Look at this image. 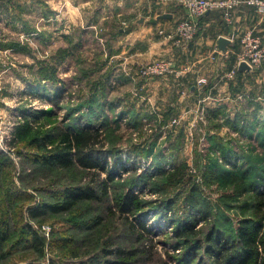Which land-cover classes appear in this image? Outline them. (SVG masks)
I'll use <instances>...</instances> for the list:
<instances>
[{"label": "rangeland", "instance_id": "rangeland-1", "mask_svg": "<svg viewBox=\"0 0 264 264\" xmlns=\"http://www.w3.org/2000/svg\"><path fill=\"white\" fill-rule=\"evenodd\" d=\"M141 1L0 0V190L4 195L15 186L22 197L10 212L15 235L6 243L8 256L0 264H94L98 261H91L92 256L124 248L130 255L122 257L123 264H164L166 251L172 252L176 243L170 221L187 220L192 198L211 213L210 222L197 226L203 233L215 219H229L231 225L222 223V228L237 226L242 216L237 208L245 198H236L235 181L249 182L256 171L264 173V100L248 114L220 110V99L205 100L204 92L195 98L174 89L175 81L166 76L176 74L142 77L138 65L173 59L168 54L175 45L156 28L150 29L152 40L131 37V43L128 29L145 14L133 5L149 3ZM185 1L176 2L185 9ZM185 12L182 20L188 17ZM133 28L140 31L137 25ZM159 35L167 43L158 42ZM133 74V81H127ZM81 105L84 110H76ZM90 107L101 119L90 115ZM41 110L50 111L41 122L43 131L54 136L80 124H104L105 150L122 156V171L128 170L109 182L102 200H81L69 212L33 219L27 216L30 207L60 203L66 187L94 184L102 194L108 179L96 170L33 161L43 151L16 142V126ZM228 150L237 158V168L221 155ZM108 163L113 170L112 157ZM181 164L189 166L191 185L168 184L166 176ZM129 189L140 198L141 211L128 217L111 214L116 197ZM169 201L171 210L165 208ZM97 216H102L100 225ZM141 221L153 232L143 230ZM23 222L45 236L43 248L35 246Z\"/></svg>", "mask_w": 264, "mask_h": 264}, {"label": "trees", "instance_id": "trees-1", "mask_svg": "<svg viewBox=\"0 0 264 264\" xmlns=\"http://www.w3.org/2000/svg\"><path fill=\"white\" fill-rule=\"evenodd\" d=\"M76 110L83 111L84 106L81 105ZM49 115L50 111L41 110L35 112L33 116H26L22 123L16 126V142H26L43 151V154L35 157L33 161L65 169L79 166L86 170H96L107 173L108 179L107 183H103L104 192L102 194L97 191L94 184L66 187L60 203L41 202L36 207H30L27 216L33 219L48 215L50 212H69L81 200H102L103 195L108 194L109 182H113L121 176L120 173L123 174L128 170L122 171L124 169L122 156L116 155L112 150H105L102 129L104 124H80L73 129L72 125V130L54 136L49 131H43L45 122L42 123L41 120ZM90 115L93 118L101 119L93 107H90ZM238 124L236 122V125ZM215 145L217 144L215 143ZM261 145L264 146V138H261ZM214 147L221 150L218 145ZM229 153L230 150L221 152V155L224 156L228 165L237 168L238 162L235 161L237 158H233ZM110 157L114 159L113 170L112 165L108 163ZM188 170V165H178L172 173L166 176L167 183L175 186L191 185L192 175ZM231 171L229 174L232 173ZM233 188L237 199L245 198V201L237 208L242 213V216L238 217L237 226L233 230L230 229L232 226L222 228V223L231 225L229 219H215L210 223L209 230L203 233L204 231L197 226L201 222H210L211 213L207 208L197 203L195 198H192L188 206L190 216H187V220L180 222L177 219H172L170 221V228L173 230L176 243L172 244V252L166 251L167 258L164 264H264V173L256 171L254 178L249 182L237 180ZM195 191H197L196 188L192 193L194 194ZM1 193L0 190V199L4 198L5 200L0 201V259L3 260L8 256L5 245L15 235H12L13 226H16L15 217L10 212L16 211V207L22 202V197L16 194L15 186H10L4 195ZM27 198L29 199V197ZM172 207L173 202L166 203V209L171 210ZM142 208L143 204L138 195L129 189L116 197L109 211L113 215L119 214L122 217H128L130 214L136 216ZM20 210L22 212L21 208ZM194 215L196 216L193 217ZM97 217L96 224L100 225L103 221L102 216ZM139 223L143 230L153 232L146 227V222ZM132 227L135 228L133 223ZM23 228L30 234L36 247L43 248L45 246V236L36 232L32 224L23 222ZM14 232L16 231L14 230ZM115 255L120 258L118 260L108 258L115 257ZM129 255L130 253L125 248L122 250L111 249L105 250L99 257L97 254L92 256L94 258L91 261H98L94 264H123L122 257Z\"/></svg>", "mask_w": 264, "mask_h": 264}, {"label": "crops", "instance_id": "crops-1", "mask_svg": "<svg viewBox=\"0 0 264 264\" xmlns=\"http://www.w3.org/2000/svg\"><path fill=\"white\" fill-rule=\"evenodd\" d=\"M148 1L149 3L144 5L145 8L143 4V7L133 5L136 7L135 10H143L145 14H140L138 20L134 21V24L128 29V39L131 43V37L140 38L144 42L149 37L152 40L154 35L150 36V29L152 31L155 28L172 30L187 15L185 9L176 2L177 0ZM116 14L117 16L122 15L121 12H116ZM166 14H169L170 17H163ZM148 22L149 24H147ZM136 25L140 27V31H135L137 29L133 27ZM249 31L254 35L264 36V15L259 14L253 7L236 10L231 22H227L223 12L219 10L209 13L201 21L200 34L191 44L180 48L175 47L174 49V46L171 48L168 56L173 57L174 60H171L176 63L179 74L166 76L175 81L173 85H168H172L181 93L190 92L195 98L204 92L205 100L211 98L217 101L220 99L223 101V105L221 103L214 104V107L222 105L220 110H236L240 113L244 111L248 114L251 108L255 109V104L259 100H264V62L257 69L245 71L238 69L233 79L228 78L227 75L238 67L241 38ZM125 32L124 28L119 30L122 35ZM159 37L158 42L162 40L167 43L162 35ZM221 38L228 40L223 49L219 44ZM134 78L133 74L127 81L132 82ZM200 79H205L206 84L197 85ZM200 97L202 96L200 95ZM208 108L212 109V106ZM209 113L214 114L211 111Z\"/></svg>", "mask_w": 264, "mask_h": 264}, {"label": "built area", "instance_id": "built-area-1", "mask_svg": "<svg viewBox=\"0 0 264 264\" xmlns=\"http://www.w3.org/2000/svg\"><path fill=\"white\" fill-rule=\"evenodd\" d=\"M185 9L188 17L182 20L172 31L160 30L167 39H172L175 47L188 45L201 30L200 19L206 17L211 11L221 10L227 22H231L234 12L243 7H253L264 15V0H186ZM166 39V40H167ZM264 62V36L254 35L251 31L241 38V51L238 55V67L233 69L227 76L235 78L242 63H246L251 69L259 68ZM138 71L142 77H158L167 74H179L176 63L172 60H157L147 64L138 65ZM206 80L200 79L199 85ZM50 227L48 226V231Z\"/></svg>", "mask_w": 264, "mask_h": 264}, {"label": "water", "instance_id": "water-1", "mask_svg": "<svg viewBox=\"0 0 264 264\" xmlns=\"http://www.w3.org/2000/svg\"><path fill=\"white\" fill-rule=\"evenodd\" d=\"M163 17H170V15L168 14H166V15H164ZM228 43V40L227 39H225V38H221L220 40H219V44H220V48L221 49H223L224 48V46L226 45ZM251 68L246 64V63H242L241 65H240V67H239V70L240 71H245V70H250Z\"/></svg>", "mask_w": 264, "mask_h": 264}]
</instances>
